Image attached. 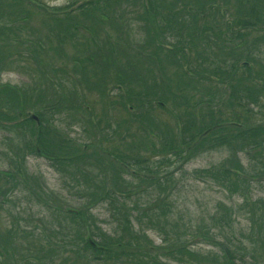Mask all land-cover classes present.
<instances>
[{
  "label": "trees",
  "instance_id": "1",
  "mask_svg": "<svg viewBox=\"0 0 264 264\" xmlns=\"http://www.w3.org/2000/svg\"><path fill=\"white\" fill-rule=\"evenodd\" d=\"M28 4L32 3L29 0H0V75L17 61L28 65L33 63L31 70L15 64L27 70L31 76L30 83L10 86L0 81V127L10 131V142L13 138L8 155L19 151L22 160L25 154L46 157L52 166L66 175L64 185L81 199H86L84 206L106 200L112 205L109 206L112 212L116 210L118 224L113 234H105L101 229L103 232L96 233L95 223L87 212L65 211L58 205L65 201L63 194H58L61 201L47 200L45 194L49 197L58 195L44 191V199L49 201L45 204L55 215L48 225L41 221L34 226L38 234L23 228L17 221L0 232V264H51L50 256L44 255L45 251L48 255L69 251L79 257L76 260H86L85 264H138L142 254L146 257L153 252L150 251L153 245L147 248L145 241L150 239L145 234L138 236L133 233L130 210L131 216L133 211L137 213L136 220L144 222L141 217L147 218L153 227H158L154 217L163 215L161 219L166 213H171L170 201L160 197L155 199L153 196V203L147 209L126 201L132 196L131 190L121 189L122 183L104 191L108 184L96 180L89 167L90 162L80 159L81 150L93 142L77 141L78 138H73L69 131L77 122L68 120V128L64 129L58 118H54L56 116L84 114L99 131V137L109 135V128H113L112 132L116 134L126 130L127 137H123L130 140L128 152L124 156L118 152L114 155L125 166H133L135 172L132 177L140 183L151 180L156 187L170 183L172 178L169 181L163 179L160 162L169 160L171 156L175 162L180 159L187 162L197 152L218 146H227L232 153L237 149L243 151L253 162L250 169L257 170L252 176H264V122H256L260 118L264 120V72L254 69L255 64L264 67V0H71L62 9L42 4L38 9L49 17L57 14L54 16L59 18L58 22H52L49 17L44 20L48 40L29 23L31 8ZM54 10L64 11L59 14ZM133 21L137 23H131ZM133 24L144 34L143 41L131 38L129 28ZM34 33L38 36L30 37ZM83 34L89 36L91 46L85 37L83 47L75 46L76 42L74 50L67 53L65 46ZM172 38L175 41H171ZM142 44L151 46L140 52L137 49ZM166 44L173 53H164L162 49ZM13 48L15 50L11 51ZM57 59L68 63H60ZM164 62L178 66L180 72L175 81L165 73ZM247 79L254 83L253 87L247 84ZM206 82L210 86L207 83L209 88L203 89L202 83ZM109 84L117 89L114 94L117 99H112L113 104L127 111L122 120L116 118L112 121L114 127H111L112 119H109L112 118L111 101L108 103L110 107H103V114L109 118L101 124L102 119L97 118L88 95L92 91L105 97L106 91L110 90ZM51 97L54 100H50ZM155 107L173 116L178 126L174 135L172 126L154 119L152 112ZM15 111L16 114L9 115ZM31 113L38 116V123L30 117ZM76 121H80L79 116ZM134 123H138L140 128L132 129L129 124ZM81 129L86 136L89 135L86 127ZM140 133L148 134V144L141 143ZM16 138L22 140V144L17 142L14 146ZM95 145L101 152L102 143ZM105 156L111 166L118 163ZM131 156L134 157L130 159ZM155 156L158 158L154 161L152 157ZM16 168L20 167L16 165ZM242 168V165H236L232 174L246 180L241 174H245ZM194 172L195 176L205 175L214 179L223 188L228 189L230 185L239 187L236 181L232 184L231 177L226 176L229 169L225 166ZM8 174L11 173L5 171L4 175L0 173V177ZM221 174L225 178H221ZM69 175L75 176L69 180ZM23 182L27 184L26 180ZM17 184L13 183L14 186ZM130 184L136 182H124L125 186ZM22 186L25 188L24 184ZM3 187L0 185V198ZM148 189L153 191L154 188L149 186L146 191ZM29 191L35 200L43 197L39 190L30 188ZM2 198L0 211L5 210L6 199ZM251 211L255 216L251 224L259 228L256 231L259 235L263 222L256 217V212L264 218V199ZM161 224L157 230L163 233L165 240L183 239L186 233L194 237L199 235L189 229L179 232L175 224ZM87 232L98 238L94 239L95 246L83 237ZM201 236L211 237L209 234ZM259 237L260 241L264 239L263 234ZM225 246L229 253L228 258L222 251L225 264L261 262L257 261L254 253H248L253 261L246 260L242 254L238 257L239 263L230 245L225 243ZM165 252L167 257L176 258L181 263L197 264V261L208 260L185 245L178 249V256L168 249ZM212 260L219 261L216 258ZM65 261L74 264L73 260ZM153 263L160 264L158 261Z\"/></svg>",
  "mask_w": 264,
  "mask_h": 264
},
{
  "label": "rangeland",
  "instance_id": "2",
  "mask_svg": "<svg viewBox=\"0 0 264 264\" xmlns=\"http://www.w3.org/2000/svg\"><path fill=\"white\" fill-rule=\"evenodd\" d=\"M29 1L32 3L31 5H27L29 8H31V17L29 23L39 30V35H41L45 40H48L49 36L47 35L48 31L44 24V20L47 19L49 15H46V13H44L41 9H38V6L46 4L50 7L56 6L59 7V9H62L65 4L71 0ZM77 5L78 2L74 5V7ZM49 9L52 10L51 8ZM62 11L64 10H54L55 13L59 14L63 13ZM54 15H50L49 18L52 19V22H58L59 18H56ZM131 23H137V21H133ZM129 30L131 32V38L134 41H143L144 38L142 37L144 34L139 32L136 24H133L132 28H129ZM35 35L38 36L37 33H34L30 34V37L35 38ZM85 37L89 43V46H91L92 43L90 40H88L89 36L87 34H83L79 39H77V41L70 42L67 46H65L66 52L69 53L73 51L75 48L74 43L76 42L77 44H75V46L83 47L82 45L85 43ZM203 37H206V35ZM171 41H175V39L172 38ZM167 45L168 44H166V46L162 49L165 51L164 53H173L171 49H167ZM150 46L151 45L142 44V46L137 50L143 52ZM12 50L15 49L13 48L11 51ZM13 57L17 59L16 56ZM68 59L70 60L71 57ZM57 61L63 64L68 63L64 59H57ZM18 63L19 61H17L15 64ZM15 64L12 65V68H8L1 73L0 81L11 86H23L24 84L30 83L31 76L28 75L27 70H22L18 67V65L15 66ZM19 64H21L24 69L28 70H31V66L33 65V63L28 65L23 61H20ZM166 64L167 63L164 62V65ZM255 68L261 73L264 72L263 66H257L255 64L254 69ZM178 72L180 71L178 70L177 65L174 67L171 65H166L165 73H168V75L172 77L174 81L177 79ZM184 78L186 77L184 76ZM252 81H254L253 77ZM252 81L247 79V84L253 87L254 83ZM207 83L210 86L209 82H206L205 84L202 83L203 89L209 88ZM77 87L78 89L82 88L80 85H77ZM108 88H110V90H108L109 92L106 91L105 97L102 93L92 91L88 94L90 95L89 103L94 106V112L97 114V118L102 119L101 124H105L104 120L109 118L107 114H103V107H110L108 104L109 100L113 104L112 99H117V95H114L117 93V89L114 88V85L109 84ZM188 92L191 91L188 90ZM258 97L260 96L258 95ZM50 100H54V98L51 97ZM111 107H113V109L110 110L112 118L109 119H112L110 125H112L111 127H114L112 121L116 118L118 120H122V118L126 116L125 112L127 111L118 104H113ZM262 110L264 112V108ZM12 114H16V111L9 112V115ZM78 116L80 121H76V117ZM152 116L155 120L164 122L165 124H168L169 127L172 126L174 129L172 135L177 132L178 126L171 114H168L164 110L155 107L154 111L152 112ZM73 117L75 120H73ZM73 117H71L69 113L67 115H60L54 118H58L57 121L61 122L64 129L68 128L69 122H77L74 125L72 124V128H74L72 134L78 138L77 141L81 142L84 140H90L93 142L92 145L81 150L82 155L80 159H87L90 162L89 167L91 168L93 174H95L96 180L100 179L108 184L106 185L104 191L112 189L114 184L122 183L120 186L121 189L127 188L131 190L130 195L132 196L130 200L126 201L135 202L139 207L142 206L145 207V209H147L153 203V196L155 199L160 197L167 202L170 201L172 204L170 215L166 213V215L161 219L160 216L163 215H157L156 218H153L155 224L158 225V227L162 226L161 223L163 222H166L167 225L175 224L179 232H187L189 229L194 233L199 234L194 237L193 235L186 233L184 234L186 237L183 239L165 240L163 233H158V227L149 225L147 218L144 217L141 218L145 223L136 220L135 216H137V213L133 211L131 216L130 210L129 215L134 224L132 228L134 229L133 233L138 236H143L145 234L150 239V241H145L147 248L153 245V248H150V251L153 252H150V254L146 257L144 254H142L140 256L142 259L140 262L138 259V264H154L153 261H158L160 264H190L184 262L181 263L180 260L176 258L171 259L166 256L167 254L165 251L167 249L171 250L176 254V256H178V249L182 245L188 246L192 248V250L200 252L202 258L206 257L208 259L202 262L197 261L199 262L197 264H225L222 257L221 247L215 243L217 241L218 243L221 242L223 244H229L237 256L236 261L239 263H241V261L238 257L242 254H244V258L246 260L250 259L253 261L248 253H254V256L256 258L258 257L257 261H264V239L260 241L259 237L260 234L264 235V218L259 216V212H256V217L263 222V228L260 230L259 235L256 234V231H259V228L251 224V221L255 219L254 213L251 211L252 207L255 204L258 205V203L264 199V176L262 178H260L259 175H256V177L252 176L253 173H257V170L250 169V163L253 162L248 159V156L245 155L243 151L237 149L236 153H232L229 147L218 146L210 150L208 149L202 152H197L187 162H183L182 159L175 162V159L173 156H171L169 160L159 163V170L164 180L167 179L169 181L171 178L173 180L170 183L166 182V184H162L161 187H156L154 186L156 183H151V180H146L143 183H140L138 180L133 179L132 173L134 170L132 165L124 166L121 163H115L114 166H111V164L106 162L109 161V158L102 154L99 149L97 150V146L95 144L98 145L99 143H102V145L105 147H108L116 153L118 152L124 156L128 152L127 146L130 145V140L128 138L125 140L123 137H127L125 134L126 130H120L116 134L112 132L113 128L112 130L109 128L110 130L108 132L105 131L109 135L99 137V131L95 130V126L93 124L91 125V122L88 121L84 114L81 115L74 113ZM17 119L19 120L18 117ZM17 119L14 120V122H16ZM68 120L69 122H67ZM256 122H264V120L260 118L257 119ZM129 126L135 130L140 128L138 123L129 124ZM262 126H264V124H262ZM81 127H86L89 135L86 136L85 131H83ZM76 128L80 129L81 131L78 132ZM11 134L15 136L12 132ZM140 136L141 143L148 144V134L146 133L144 135V133H142ZM9 138H11L10 131L6 130V128L3 126L0 127V173L1 175H4L5 171L7 173H11L6 175L7 177H0V185L4 186L2 197L6 199L5 210L0 211V232H3L6 228L12 227L13 223L17 221L23 228L27 230L32 229L35 231V234H38V231L36 228H34V226L40 224L41 221L48 225L52 215H55L53 210L46 206L45 201L47 203H49V201H47L49 199L61 201L58 194H63L65 197V201H62L63 203L58 204L60 205V208H63L64 210L73 208L82 210V212H87V214L92 217L95 223L96 228L94 231L96 233H99L101 230H103L104 232H101L105 234H113L115 232L114 229H116L118 221H116V210L115 212H112L111 208L109 207L112 206L111 204H109L106 200L101 199L97 200L95 204H89L88 207L84 206L86 199H81L76 195V193H74L72 190H69L66 184L64 185V180H67L66 175L52 166L46 157L39 156L37 154H25L22 160L20 158L22 153L19 151H12L10 152L11 154L8 155V147L13 144V138L11 142L9 141ZM150 138L153 139L152 137ZM17 142L22 144V140L16 138V141H14V146ZM81 151L78 150V152ZM132 157L134 156H131L130 159ZM157 158L158 157L156 156L152 157L154 161ZM92 161L93 164H91ZM238 164L244 167L242 168V172L245 174H241L246 180L240 179L239 177H236L234 174H232L234 167ZM16 165H18L20 168H16ZM217 166L227 167L229 169V173H227L226 176L231 177L232 184L236 181L237 184H239V187L237 188L233 185H230L228 189L223 188L212 178L210 179L205 175H202V177L194 175L195 170L210 169ZM73 176L75 175H69V180L70 177ZM221 176H223L221 178H225L223 174H221ZM146 177H148V175H146ZM257 179H262V182ZM24 180H26L27 184L23 182ZM125 181H135L136 184L125 186ZM15 182L18 183L17 186L13 185ZM22 184L25 185V188L22 186ZM149 186H153L154 192L150 189L146 191L147 187ZM240 186L243 188L241 189ZM30 188L39 190V192H42V195L45 191L58 196L49 197L45 194L48 199L45 200L43 195V197L41 196L42 198H38V200H40L38 202V200H35L33 195L30 194ZM149 192L153 193L147 195ZM245 194L249 196L248 200L250 201L248 203H245ZM2 197L0 200L3 199ZM195 227L198 228L196 229ZM39 228L40 230H43L40 226ZM201 234H209L211 237L208 238L206 236H201ZM126 236H128V234ZM83 237H87L86 234H84ZM93 237L94 239H98L95 236ZM184 250H186V248H184ZM45 253L46 254L44 255L50 256L49 261H51V264H68L70 262L65 260H73L74 264H85L86 262V260L83 258L76 260L79 257L69 251H65L59 255H48L46 251ZM64 258L66 259L63 260ZM213 258L219 259V261H213ZM125 264H128V262Z\"/></svg>",
  "mask_w": 264,
  "mask_h": 264
},
{
  "label": "water",
  "instance_id": "3",
  "mask_svg": "<svg viewBox=\"0 0 264 264\" xmlns=\"http://www.w3.org/2000/svg\"><path fill=\"white\" fill-rule=\"evenodd\" d=\"M33 117L36 118V116H33ZM69 211H71V212H76V210H74V209H70ZM87 241H88L90 244L95 245L94 242H93L91 239H87Z\"/></svg>",
  "mask_w": 264,
  "mask_h": 264
}]
</instances>
